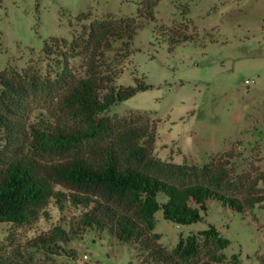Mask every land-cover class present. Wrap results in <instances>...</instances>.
<instances>
[{"label":"rangeland","instance_id":"obj_1","mask_svg":"<svg viewBox=\"0 0 264 264\" xmlns=\"http://www.w3.org/2000/svg\"><path fill=\"white\" fill-rule=\"evenodd\" d=\"M141 8H152L155 20L144 21L130 57H121L118 85L151 87L101 117L148 126L150 135L139 143L163 161L203 166L236 144L237 173L264 169V0H0V71L31 76L25 89L0 102V110L27 123L81 126L64 113L61 99L64 66L84 72L75 40L96 19L137 17ZM170 38L181 42L172 45ZM109 141L107 135L81 153ZM74 215L73 207L50 203L32 224L1 223L0 255L22 264H144L147 252L96 229L70 243L34 245ZM203 215L179 225L159 211L160 244L172 250L181 238L215 226L230 240L226 264H264V203L241 213L212 200Z\"/></svg>","mask_w":264,"mask_h":264},{"label":"trees","instance_id":"obj_2","mask_svg":"<svg viewBox=\"0 0 264 264\" xmlns=\"http://www.w3.org/2000/svg\"><path fill=\"white\" fill-rule=\"evenodd\" d=\"M145 20H155L152 8H141L137 17L96 19L75 40L73 46L85 59L84 72L77 75L64 66L61 99L64 113L81 126L45 119L27 123L0 110V224H32L55 203L64 210L73 207L77 215L36 238V246L70 243L96 229L147 252L144 264H226L230 240L215 226L181 238L169 250L155 232L156 214L163 211L167 220L188 225L204 219L212 200L245 213L264 203V169L237 173L236 144L203 166L163 161L139 143L150 135L148 126L127 127L101 117L151 87L118 85L124 71L121 57H130ZM50 48L46 44L45 52ZM117 61L120 64L114 65ZM25 73L0 71V102L25 89L24 79L31 78ZM107 135L108 143L94 146L90 154L81 153L85 145ZM0 264L22 263L0 255Z\"/></svg>","mask_w":264,"mask_h":264},{"label":"built area","instance_id":"obj_3","mask_svg":"<svg viewBox=\"0 0 264 264\" xmlns=\"http://www.w3.org/2000/svg\"><path fill=\"white\" fill-rule=\"evenodd\" d=\"M248 84H252L251 81H247ZM255 83V82H254Z\"/></svg>","mask_w":264,"mask_h":264}]
</instances>
